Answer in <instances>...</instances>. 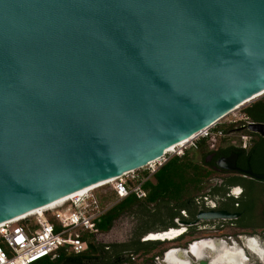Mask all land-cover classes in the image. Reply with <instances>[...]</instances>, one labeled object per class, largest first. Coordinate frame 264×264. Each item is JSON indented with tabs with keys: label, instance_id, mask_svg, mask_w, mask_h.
Wrapping results in <instances>:
<instances>
[{
	"label": "water",
	"instance_id": "1",
	"mask_svg": "<svg viewBox=\"0 0 264 264\" xmlns=\"http://www.w3.org/2000/svg\"><path fill=\"white\" fill-rule=\"evenodd\" d=\"M262 93L264 0H0V225L145 168Z\"/></svg>",
	"mask_w": 264,
	"mask_h": 264
},
{
	"label": "flooded vegetation",
	"instance_id": "2",
	"mask_svg": "<svg viewBox=\"0 0 264 264\" xmlns=\"http://www.w3.org/2000/svg\"><path fill=\"white\" fill-rule=\"evenodd\" d=\"M228 124L222 134L224 142L207 143V155L197 154L191 147L182 152L194 153L192 161L201 171L185 177L187 190L183 193L192 195L178 200L162 197L151 205L131 208L112 225L115 227L129 215L127 238L96 243L97 253L92 259L69 260L80 264H131L127 260L138 239L141 253L132 258L136 264H160L167 253L172 255L166 264H177L178 251L193 245L199 246L200 252L189 264H237L241 257L244 262L239 264H264V128L253 129L264 126V97L241 107L236 119ZM154 175L146 182L154 183ZM189 177L198 179V183ZM158 193L179 192L169 189ZM101 246L105 247L103 251ZM109 256L111 261L107 260Z\"/></svg>",
	"mask_w": 264,
	"mask_h": 264
},
{
	"label": "built area",
	"instance_id": "3",
	"mask_svg": "<svg viewBox=\"0 0 264 264\" xmlns=\"http://www.w3.org/2000/svg\"><path fill=\"white\" fill-rule=\"evenodd\" d=\"M221 121L197 138L208 139V144H214L216 137L222 136L221 132H213ZM194 140L190 142L191 147L195 146ZM181 150L169 152L156 163L147 165L144 174L135 171L117 178L109 193H97L110 186L104 185L38 214L0 225V241L3 243L0 245V264H41L59 260L62 252L75 256L85 253L90 242L86 237L93 236L94 239L100 234L96 225L101 218L129 196L145 199L147 193L143 185L147 178L173 156H181ZM112 198L114 200L110 201Z\"/></svg>",
	"mask_w": 264,
	"mask_h": 264
},
{
	"label": "trees",
	"instance_id": "4",
	"mask_svg": "<svg viewBox=\"0 0 264 264\" xmlns=\"http://www.w3.org/2000/svg\"><path fill=\"white\" fill-rule=\"evenodd\" d=\"M228 122H220L217 127L213 130V132H221L222 134L225 132L227 128ZM222 136L216 137L215 143L221 144L223 143ZM207 143L208 139H198L195 142V148L191 147V151L197 152V154H201L203 156L207 155ZM190 151V152H191ZM190 152L186 151L182 156H173L170 158L154 175V183L146 182L143 185L145 191L148 192V195L143 200H138L134 196H129L128 198L124 199L123 201L119 202L113 208H111L103 217L102 220L96 225L99 233H105L110 230L113 225V222L122 214L129 212L131 208L135 206H142V205H151L155 203L159 198L162 197H172L175 199H180L185 196H190L192 193H183L187 190L184 187L185 179H187V175H198L201 171L198 170V166L193 163L194 153L191 154ZM187 177V178H185ZM190 180L193 179L189 177ZM196 180L198 183V179ZM174 191L177 189L179 193H158L159 191ZM135 247H133V255L131 258L127 260V262H131V264H136L132 261V258L141 253V243L137 239L135 243ZM102 251L104 250V246L100 247ZM124 249V248H122ZM97 253V245L94 241H90L88 245V250L81 255H67L65 253H61L59 260L55 262H51L48 264H57L61 263L66 259H74V260H83V259H92L96 256ZM118 254V253H117ZM112 257H107V260L111 261ZM42 264V263H41Z\"/></svg>",
	"mask_w": 264,
	"mask_h": 264
},
{
	"label": "rangeland",
	"instance_id": "5",
	"mask_svg": "<svg viewBox=\"0 0 264 264\" xmlns=\"http://www.w3.org/2000/svg\"><path fill=\"white\" fill-rule=\"evenodd\" d=\"M262 97H264V95ZM238 112H239V109L237 111L231 113L230 115H228L221 122L224 121V122L229 123V121L236 119ZM198 139H200V138H197L194 141L196 142ZM190 147H191V144L188 143L186 145H181L179 148L176 149V151L182 149L181 151L184 152L185 149H189ZM146 171H147V168H143L140 171H138L137 173L141 175V174L146 173ZM110 188H111V184H110V186H107L106 188H104L100 191H97V193H104V192L109 193ZM112 200H114V199L112 198L110 201H112ZM125 216H127V217H125ZM125 216H123L122 219L116 223L115 227L114 226H113V228L111 227L109 231L102 233V234H99L94 239H93V236H87L86 238L88 239V241H94L95 243H108L110 241L124 240L125 238H127L126 231H127V229L130 228V224H131L129 221V215H125ZM126 218H128V219H126ZM101 220H102V218H101ZM53 223L56 224L55 221H53ZM0 245H3V243L1 241H0Z\"/></svg>",
	"mask_w": 264,
	"mask_h": 264
},
{
	"label": "bare ground",
	"instance_id": "6",
	"mask_svg": "<svg viewBox=\"0 0 264 264\" xmlns=\"http://www.w3.org/2000/svg\"><path fill=\"white\" fill-rule=\"evenodd\" d=\"M262 95H264V93H262L260 96H262ZM257 97H259V95L256 96L255 98H257ZM255 98H254V99H255ZM250 101H251V100H250ZM202 133H203V132H202ZM202 133H200V135H201ZM200 135L192 136L190 139H188V140H186V141H184V142H181L180 144H178V145H176V146H173L172 148H170V149L167 151V153H169V152H170V153H174V152H176V149L179 148L181 145H186V144L190 143L191 141H193L194 139H196V138H197L198 136H200ZM158 161H159V160H158ZM155 163H156V162H155ZM152 164H153V163H152ZM115 181H116V178H115V179H112V180H109V181H107V182H105V183H102V184H100V185H98V186H95V187H92V188H89V189H85V190L79 191L78 193H75V194H72V195H70V196H68V197L62 198V199H60V200H58V201H56V202H53V203H51V204H49V205H47V206H45V207H43V208H41V209H39V210H37V211H34V212H32V213H30V214L24 216V217H21V218H19V219L13 220V221H11V222L18 221V220H20V219L26 218V217L31 216V215H34V214H38V213H40L41 211H43V210H45V209L53 208V207H55V206L61 204L62 202L66 201V200H68V199L74 198V197H76V196H82V195H84L85 193H87V192H89V191H91V190H93V189H96V188L101 187V186H104V185L112 184V183H114Z\"/></svg>",
	"mask_w": 264,
	"mask_h": 264
},
{
	"label": "crops",
	"instance_id": "7",
	"mask_svg": "<svg viewBox=\"0 0 264 264\" xmlns=\"http://www.w3.org/2000/svg\"><path fill=\"white\" fill-rule=\"evenodd\" d=\"M201 247V246H200Z\"/></svg>",
	"mask_w": 264,
	"mask_h": 264
}]
</instances>
